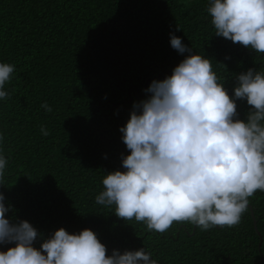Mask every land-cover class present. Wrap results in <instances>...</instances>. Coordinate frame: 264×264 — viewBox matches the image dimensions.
<instances>
[{
    "label": "trees",
    "instance_id": "1",
    "mask_svg": "<svg viewBox=\"0 0 264 264\" xmlns=\"http://www.w3.org/2000/svg\"><path fill=\"white\" fill-rule=\"evenodd\" d=\"M210 6L211 0H0V63L15 68L3 89L8 98L0 99V155L7 160L0 192L10 208L6 218L37 229L34 247L60 228L91 229L109 256L143 248L157 264H264V191L249 197L235 226L202 230L174 222L163 233L96 202L106 175L126 171L130 151L120 128L133 105L150 98L154 80L171 76L190 54L210 60L233 98L240 74L264 73V53L216 36ZM172 35L192 52L174 49ZM236 104L237 119L246 121L251 107L246 99ZM14 246L0 244V251Z\"/></svg>",
    "mask_w": 264,
    "mask_h": 264
},
{
    "label": "clouds",
    "instance_id": "2",
    "mask_svg": "<svg viewBox=\"0 0 264 264\" xmlns=\"http://www.w3.org/2000/svg\"><path fill=\"white\" fill-rule=\"evenodd\" d=\"M208 12L216 36L264 53V0H211ZM170 43L181 54L192 52L180 37L172 35ZM14 70L0 63V99L8 98L3 89ZM237 81L233 98L199 54L154 80L146 90L150 98L134 104L120 128L130 151L122 161L126 171L106 175L96 202L160 233L174 222L202 230L237 225L249 197L264 191V73L251 68ZM241 99L251 107L246 121L237 119ZM6 165L0 155V180ZM9 210L0 192V244H15L0 251V264H157L143 248L107 255L91 229L69 234L60 228L37 249V229L26 220L11 223Z\"/></svg>",
    "mask_w": 264,
    "mask_h": 264
},
{
    "label": "water",
    "instance_id": "3",
    "mask_svg": "<svg viewBox=\"0 0 264 264\" xmlns=\"http://www.w3.org/2000/svg\"><path fill=\"white\" fill-rule=\"evenodd\" d=\"M255 224H256V222H255ZM262 243H263V240H261L260 246L262 245Z\"/></svg>",
    "mask_w": 264,
    "mask_h": 264
}]
</instances>
